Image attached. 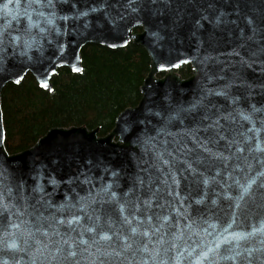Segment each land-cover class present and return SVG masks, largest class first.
Segmentation results:
<instances>
[{
  "label": "water",
  "instance_id": "obj_1",
  "mask_svg": "<svg viewBox=\"0 0 264 264\" xmlns=\"http://www.w3.org/2000/svg\"><path fill=\"white\" fill-rule=\"evenodd\" d=\"M0 7V93L27 72L51 91L87 43L148 56L104 135L51 127L8 153L0 105V264H264V0Z\"/></svg>",
  "mask_w": 264,
  "mask_h": 264
},
{
  "label": "trees",
  "instance_id": "obj_2",
  "mask_svg": "<svg viewBox=\"0 0 264 264\" xmlns=\"http://www.w3.org/2000/svg\"><path fill=\"white\" fill-rule=\"evenodd\" d=\"M81 72L65 67L50 79L52 90L40 89L27 72L20 83L8 82L1 89L0 102L4 146L15 153L31 146L51 127L98 126V135L107 133L115 116L137 103L139 86L148 71V56L131 42L120 48L87 43L80 50ZM180 65L181 77L189 73Z\"/></svg>",
  "mask_w": 264,
  "mask_h": 264
},
{
  "label": "flooded vegetation",
  "instance_id": "obj_3",
  "mask_svg": "<svg viewBox=\"0 0 264 264\" xmlns=\"http://www.w3.org/2000/svg\"><path fill=\"white\" fill-rule=\"evenodd\" d=\"M139 31H140V28H139V27L133 29V32H139ZM182 65H183V64H182ZM185 65H188V64H185ZM188 66H189V65H188ZM189 67H190V66H189ZM190 73H191V68H190L189 73L187 74V76H189ZM157 75H158V76H161L162 73L160 72V73H158ZM187 76H186V77H187ZM183 78H185V77H183Z\"/></svg>",
  "mask_w": 264,
  "mask_h": 264
},
{
  "label": "snow or ice",
  "instance_id": "obj_4",
  "mask_svg": "<svg viewBox=\"0 0 264 264\" xmlns=\"http://www.w3.org/2000/svg\"><path fill=\"white\" fill-rule=\"evenodd\" d=\"M8 2L11 3L12 0H8ZM3 11H4V7H0V13H2ZM44 86L46 87V85H44ZM133 231H135V229ZM102 239H108V237L105 236V237H102Z\"/></svg>",
  "mask_w": 264,
  "mask_h": 264
}]
</instances>
